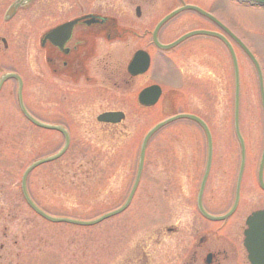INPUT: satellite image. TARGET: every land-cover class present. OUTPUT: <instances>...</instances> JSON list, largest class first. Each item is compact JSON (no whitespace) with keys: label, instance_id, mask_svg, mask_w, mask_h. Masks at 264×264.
Masks as SVG:
<instances>
[{"label":"rangeland","instance_id":"374dc122","mask_svg":"<svg viewBox=\"0 0 264 264\" xmlns=\"http://www.w3.org/2000/svg\"><path fill=\"white\" fill-rule=\"evenodd\" d=\"M1 4L2 0L0 16L7 5ZM212 8L207 13L237 38L257 62L264 93V8L234 0H214ZM30 10L22 9L10 23L0 25V36L7 41L4 53L0 44V77L16 72L24 79L22 99L28 113L40 115L48 111L50 115V109L69 108L71 115L90 120L86 130L80 129L79 139L62 157L28 174L27 194L37 208L51 217L86 221L120 206L134 178L143 132L176 113L201 118L212 133L213 161L203 198L209 204L211 200L221 203L231 197L239 154L231 137L232 66L226 50L216 39L188 38L170 52L168 63L165 55L162 57L150 46L149 70L133 88L136 94L145 85L160 86L164 92L160 106L141 110L136 105L126 107L122 101L107 103L98 89L85 92L78 101L68 105L59 88H55L54 95L50 94L43 55H27L33 51L34 38ZM161 14L150 13V31ZM36 28L39 33L45 25ZM199 28L216 30L196 14L184 12L163 28L160 40L167 42ZM141 31L140 25L139 34ZM131 40L119 60L128 61L131 49L140 46V41ZM230 44L238 66L239 131L245 145L239 211L231 220L233 224L241 223L243 228L246 216L264 209V193L256 185L263 120L255 69L238 45L232 41ZM33 72H37L38 78ZM15 94L13 81H7L0 91V264H130L132 248L136 246L144 248L147 264H175L176 254L171 248L173 236L160 240L159 231L163 223L176 221L181 226L189 221L179 214L174 204L178 199L181 204L194 198L198 189L205 161L201 130L181 121L171 123L152 138L147 144L148 156L143 167L146 178L120 215L89 227L54 224L38 217L26 205L20 178L33 161L58 152L62 141L57 136L33 130L20 114ZM124 95L125 91H118L116 98ZM107 110L126 114L124 125L132 132V138L112 136L96 126L94 117ZM126 147H133L135 154H123ZM158 199L166 201L172 213L175 211L168 220L158 215ZM187 213L190 215V210ZM243 255L239 251V256Z\"/></svg>","mask_w":264,"mask_h":264},{"label":"flooded vegetation","instance_id":"af4514ba","mask_svg":"<svg viewBox=\"0 0 264 264\" xmlns=\"http://www.w3.org/2000/svg\"><path fill=\"white\" fill-rule=\"evenodd\" d=\"M5 1L8 2L6 3L7 5L5 4ZM213 1L214 0H199V2L194 0H2L1 5L5 4L6 6L2 9L3 13L0 16V25L10 23L11 19L16 17L17 13L22 9H31L30 24L34 30V38L32 41L33 51L27 55H43L48 74V90L51 92V95H54L53 92L55 91V88H59L66 96L65 102L68 105L73 104L72 102L78 101L80 97L84 96L85 92L92 91V89H98V93L107 103L122 101L126 107L136 105L137 108L141 110H148L160 106V103L163 100V89L159 86L161 93L155 105L152 107H144L138 103V94L142 90L155 84L141 87L136 94H134L133 87L134 83L137 80L141 81L149 70L150 46L154 51L156 50L161 53L162 57L165 55V62L168 63L170 61L168 56L171 54L170 52L175 50L182 43L181 42L179 45L168 50L157 47L152 42L155 27L163 18L183 8L184 5L196 7L207 13V10L211 11L213 9ZM151 12H159L162 14L155 20L154 26L150 31L149 18ZM184 12L194 13L199 16L205 24H210L213 27L215 26L212 21L195 11L186 10ZM184 12L172 16L158 28L155 39L160 46H167L175 42L181 36L178 35L167 42H161L160 40L163 28L172 24L181 13ZM7 13L9 14L7 15ZM153 15L154 14H152V16ZM65 24H70V27L66 29L60 38H56V45L49 40L43 39L47 33ZM42 25H45V29L37 33L36 27ZM140 25L142 26L141 34L138 32V27ZM215 28L216 30H212L211 32L219 34L222 38L230 42L228 35L223 32L222 29H219L216 26ZM199 29L209 31L203 28ZM134 38L141 42L140 46L136 49H131L132 52L128 61H124L123 58L122 61L119 60V55L123 53L122 50L125 48V45H128V43L132 41L131 39ZM216 40L221 44L222 49L226 50L222 41L219 40V38H216ZM0 44L2 45V52L4 53L7 50V41L2 36H0ZM111 45H116L118 47L121 46V48L116 49ZM137 51L145 52L148 55L149 66L143 74L132 76L127 71V67L133 54ZM226 53L229 58L227 50ZM176 70L181 73L180 69L177 68ZM11 73H14L19 77L22 87L24 79L16 72ZM33 75L38 78L37 72H33ZM8 81H13L17 86L16 79H10ZM175 82H178V78L176 77ZM232 86L234 88L233 80ZM118 91H125L124 97L116 98V93ZM92 92L96 91L93 90ZM52 104L53 103H51V105ZM49 111L50 115L48 114V111H46L45 114L42 113L39 115L30 113V115L38 124L54 126L59 130L44 129L36 124H30L31 128L51 136H57L62 141V144L64 143V137L66 135L68 139L67 150H69L74 144V141L79 139L78 133L80 129L84 128L86 130V124H89L90 120H87L84 116L76 117L71 115L69 108L60 111L50 109ZM111 112L121 113L123 115L120 117L119 122L114 124L99 122L97 121L98 115H96L92 121H94L96 126L103 130L104 133L112 136L118 135L127 140L129 137L132 138V132L128 130L127 125H124L127 118L126 114L120 110H107L102 113ZM181 121L182 120H178L176 122ZM237 122L239 130V119H237ZM207 129L212 142L213 137L210 127L207 126ZM146 132L147 131L143 132L141 140ZM238 132L241 134L240 131ZM155 135L156 134L150 138L149 142ZM231 137L234 140L236 139L235 131L233 130L231 132ZM148 149V146H146L138 185L146 178L144 176L145 170L143 167L146 157L148 156ZM123 151V154L125 155L132 156L133 153L135 154L133 147H126ZM137 155H139V148ZM121 168H123V166H121ZM132 183L133 179H131V185ZM241 191L242 186L240 184L239 197L235 208L230 215L222 220H210L201 214L197 203V191L194 198L190 197L189 201L181 203L182 205L180 204L179 199L176 200L174 207L179 210L180 215L184 218H188L189 221L181 226H179L176 221L175 224L170 222L163 223L159 231L160 240L169 239V236H173V245L171 248H174L175 250V264H249L243 248V232L245 229V218L247 216L244 218L243 228L241 227V223L236 222L233 224L231 220L239 211ZM203 193L200 198V207L203 213L214 218L222 217L229 213L233 207L235 184H233L230 191L231 197L223 199L224 202L221 203H215L211 200L208 204L206 199L203 198ZM135 194L132 198H134ZM212 198H214V196H212ZM186 204L188 205L186 206ZM158 209V215L163 220L166 218L168 220L170 214H175V211L172 213L171 207H169L166 201L162 199H158ZM189 210L190 215L187 213ZM240 232L241 239L239 240ZM132 249L133 253H131L132 258L130 264H147V254L143 251L144 248L136 246ZM239 251L244 254L243 257L239 256ZM163 253L164 249L162 250V254Z\"/></svg>","mask_w":264,"mask_h":264},{"label":"water","instance_id":"95a60500","mask_svg":"<svg viewBox=\"0 0 264 264\" xmlns=\"http://www.w3.org/2000/svg\"><path fill=\"white\" fill-rule=\"evenodd\" d=\"M248 2L251 3H255L258 4L260 6H264V0H246ZM184 10H191V11H195L203 16H205L206 18H208L209 20H211L212 22H214L215 25H217L218 27L222 28L225 33L235 42L237 43V45L242 49V51L245 53L246 57L250 60V62L252 63L256 75H257V79H258V86H259V95H260V103H261V110H262V120H263V142H262V148H261V154H260V158H259V163H258V168H257V173H256V182L257 185L259 187V189L264 192V183H263V167H264V93H263V87H262V79H261V74H260V70L259 67L255 61V59L253 58V56L247 51V49L237 40L235 39L224 27H222L213 17L209 16L208 14L202 12L201 10L195 8V7H191V6H185L181 9H179L178 11H175L171 14H169L168 16H166L164 19H162L158 25L155 27L154 32H153V36H152V41L153 43L159 47V48H164V49H169L175 45H177L178 43H180L181 41L191 37V36H196V35H206V36H213V37H217L219 38L224 45L226 46L229 55H230V59H231V63H232V67H233V74H234V81H235V93H234V131L236 134V139L239 145V151H240V159H239V169H238V173H237V177H236V185H235V197H234V204L232 209L229 211V213H227L225 216L222 217H211L208 216L206 214L203 213L201 207H200V198L202 195V191L204 188V184L208 175V171H209V167H210V162H211V140H210V136L207 130V127L205 126V124L198 119L195 116H191V115H177L174 117H171L169 119H166L165 121L155 125L151 130H149L146 135L144 136L141 146H140V152H139V159H138V167H137V172H136V176H135V180L133 183V186L130 190V193L125 201V203L118 209L111 211L109 213H106L104 215L99 216L96 219L90 220V221H78V220H73V219H68V218H55V217H51L47 214H45L44 212H42L41 210H39L28 198L26 190H25V182H26V178L28 176V174L36 167L45 164V163H49L52 162L56 159H58L66 150L67 144H68V139L65 135V142H64V146L63 148L56 153L55 155L42 159L40 161H37L33 164H31L30 166H28L20 179V190H21V194L23 196V199L26 203V205L31 209V211L33 213H35L38 217H40L41 219H43L44 221H47L49 223H54V224H67V225H72V226H77V227H89V226H95L111 217H114L120 213H122L129 205L130 201H131V197L134 193V190L137 186L138 180H139V176H140V172H141V166H142V160H143V153H144V149L146 146L147 141L149 140V138L156 132L158 131L160 128H162L163 126L175 121V120H179V119H189L191 121H193L194 123H196L204 132L205 137H206V145H207V154H206V163H205V169H204V173L203 176L201 178V182L199 185V189H198V193H197V203H198V208L199 211L201 212V214L206 217L207 219L210 220H222L225 219L228 215H230L232 213V211L235 208V205L237 203V199H238V190H239V184H240V180H241V176H242V171H243V167H244V157H245V151H244V144H243V140L240 137L238 130H237V109H238V84H237V65H236V60H235V56L233 54V51L229 45V43L222 38L220 35L216 34V33H212V32H206V31H193L190 33H187L185 35H183L182 37H180L178 40H176L175 42H173L170 45L167 46H160L155 39V35L156 32L158 30V28L164 23L166 22L169 18H171L172 16H174L175 14L182 12ZM9 13H7L8 15ZM70 27V24H65L62 25L60 27H58L57 29L47 33L44 36V40H49L50 42H52L54 45L57 44L56 38L60 36H62V34L66 31V29H68ZM60 47V46H59ZM149 66V57L145 52L142 51H137L133 54L132 59L129 61L128 67H127V71L132 75V76H136V75H140L143 74L147 68ZM10 78H14V79H18V77L14 74H6L3 75L0 78V88L3 85V83L5 81H7ZM160 88L156 85H152L149 86L148 88L142 90L137 97L138 103L144 107H151L153 106L159 96H160ZM17 101H18V105H19V109L21 114L27 119L28 122H30L31 124H36L39 125L40 127L44 128V129H53V130H59L57 127H53V126H45V125H40L38 124L35 120H33L25 111V109L23 108L22 105V101H21V84L20 81L18 80V90H17ZM123 115L121 113H104L101 114L97 117V121L99 122H103V123H117L120 121V117H122ZM245 226L246 229L243 233L244 236V240H243V247L247 253V260L250 264H264V211H256L253 212L250 216L247 217L246 221H245Z\"/></svg>","mask_w":264,"mask_h":264}]
</instances>
